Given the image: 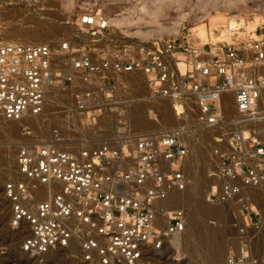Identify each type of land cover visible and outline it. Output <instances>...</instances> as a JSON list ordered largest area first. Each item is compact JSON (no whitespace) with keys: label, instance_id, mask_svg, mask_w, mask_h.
Wrapping results in <instances>:
<instances>
[{"label":"built area","instance_id":"1","mask_svg":"<svg viewBox=\"0 0 264 264\" xmlns=\"http://www.w3.org/2000/svg\"><path fill=\"white\" fill-rule=\"evenodd\" d=\"M259 14L246 38L235 33L233 42L221 43L217 51L168 39L108 44L98 56L96 46L108 42L111 28L100 12L76 19L78 37L86 36L81 44H0V122L39 117L53 84L78 83L86 88H76L78 111H89L97 122L102 110L90 112L91 88H105L109 81L113 89L125 75H143L153 97L169 101L177 119L192 117L197 128L223 133L215 138L209 201H250L252 189L264 188V2ZM186 133L182 127L138 134L122 121L109 139L79 150L34 140L22 144L17 179L7 181L2 192L12 227L29 231L22 251L42 255L81 240L83 264H155L167 239L188 226L185 210L165 205L172 188H188ZM43 188L47 198L37 200ZM252 226L260 230L262 223ZM226 264H264V256L245 243Z\"/></svg>","mask_w":264,"mask_h":264},{"label":"rangeland","instance_id":"2","mask_svg":"<svg viewBox=\"0 0 264 264\" xmlns=\"http://www.w3.org/2000/svg\"><path fill=\"white\" fill-rule=\"evenodd\" d=\"M151 1L153 0H39V4H36L34 0H0V44L45 43L46 40V43L57 46L62 42H73V38L79 35L75 26L76 19L85 12H100L111 20L108 44L151 45L157 41L176 39L217 51L221 43H232L235 33L238 37L246 38L248 32L255 29L260 21V16L255 14L260 15L259 10L264 2L214 0L217 2L214 6L212 0L206 6L209 12H204L198 9V0H184L187 4L185 9L173 10L167 18L153 21V18L143 17L141 13L139 16L137 13L138 5ZM139 17L144 20H139ZM253 17H256V21ZM116 18L124 20L122 22L127 24L118 25L117 21L120 20L112 22V19ZM202 28L206 29L204 38L196 35ZM60 67L65 71L63 64ZM74 87L65 85L56 88V91L50 94L52 96H48L54 104L47 108L43 115L35 117V123H28L24 119L14 123H0V264H83L80 260L81 240H75L67 249L57 248L42 255L25 254L22 246L29 231L27 227H12V212L3 200V186L7 181L17 179V152L27 141L50 142L67 150H79L109 139L122 121H128L138 134H162L184 127L187 130L186 136L196 135L195 139L192 137L187 140L189 157L185 168L189 173L192 172L191 168H195L204 183H201L203 187L201 185L197 188L186 175L188 188L185 193L191 195L192 204L183 210L189 214L194 206L201 203L199 205L221 208L226 212L223 219L199 218L201 225L202 222L205 223L202 225L205 226L204 229H214L213 227L218 225L225 228L228 246H225L227 248L223 264H226L228 255L236 251V247L241 248L246 242H250L253 254L264 256V244L260 242L264 239V194L258 197L254 195L253 190L249 193V199L255 200L253 210L243 206V203L213 204L209 201L211 187L215 181L213 173L217 168L215 138L220 133L216 130L197 128L192 117L183 121L177 119L169 101L153 97L148 81L143 75H125L113 89L110 88L109 81L106 82L105 88H91L93 96L88 102L92 103L93 108L90 112L102 110L97 122L88 114L89 111H78L76 88H86L80 83ZM107 96H114V99H108ZM135 113L141 115L140 123L132 122ZM180 124L182 127H178ZM45 192H40L35 198L46 199ZM222 220L225 224L220 223ZM258 220L262 226L260 230H255L252 225ZM247 222L250 227H247ZM244 228L247 234L242 236L241 230ZM187 230L189 232L184 233L185 235L175 236L179 237L175 241L184 242L187 248L167 239L164 249L155 255V264H211L208 251L203 250V253L191 240L190 227H187ZM257 240L261 243L260 246L256 245ZM185 242L190 245L187 246ZM194 247L196 250L193 249L192 253L191 249Z\"/></svg>","mask_w":264,"mask_h":264},{"label":"bare ground","instance_id":"3","mask_svg":"<svg viewBox=\"0 0 264 264\" xmlns=\"http://www.w3.org/2000/svg\"><path fill=\"white\" fill-rule=\"evenodd\" d=\"M210 1H212V0H198V3H196L197 6L199 7L198 9H200V11H204L205 12V10L207 8L206 6H208ZM187 2H189V1L187 0ZM213 2H214V6H215V3H217V2H215L214 0H213ZM186 5H187L186 1H184V0H153L151 2H144V3H141L140 5H138L137 13L139 14V16H141L140 15V13H141L143 17H151V18L154 19L153 21H157L158 19H161V18H167L172 13L171 11H173V10L185 9V7H187ZM206 11H208V10H206ZM186 12H188V11H186ZM143 17H139L140 18L139 20L143 21L144 20ZM117 20H120V18L119 19L116 18V20L112 19V22H115ZM122 21H124V20H122ZM122 21L121 20L117 21L118 22L117 24L120 25V26L127 24L126 22H122ZM198 31H200V32L196 31L198 33V34L196 33V35L200 36L201 38H204L205 35H206V32H205L206 29L204 30V28H202L201 30H198ZM44 42L46 43L47 41L45 40ZM14 43H17V42H14ZM1 44H4V42H2ZM54 91H56V85L55 84H53L50 87L49 92L47 94V97H46V99H47L46 109L47 108L48 109L51 108L52 105L54 104V103L51 102V100L48 99V96H52L50 94L53 93ZM35 119H36L35 117H26V118H24V120H27V122L31 123V124L36 122ZM141 121H142L141 115L135 113L133 115L132 122L134 124L135 123L137 124V123H140ZM11 122L14 123V121H11ZM0 123L3 124L4 122L1 121ZM6 123H9V122H6ZM178 127H182V124H180ZM198 136H200L199 133H198ZM192 137H194V139H195L197 136L196 135H188V136L185 135L186 141L187 140L189 141V139L192 138ZM201 143H202V141H201ZM199 144H200V142H199ZM190 168H191V166H190ZM190 170L192 171L191 173H189V171L186 170V168H185L186 175L188 176L189 180L194 183V186H196L197 188H200L201 185H202L201 183H204V182H202L204 179L203 180L201 179L200 175L196 172L195 168H191ZM202 187H203V185H202ZM45 189L46 188L41 189V192L42 193L45 192L46 191ZM252 190L251 191L254 193V195H256L258 197H261V195L264 194V188H255V189H252ZM190 196L187 193H185V191L180 192V191L176 190L175 188H172L170 190V198L166 202L165 205L166 206L168 205V208L169 207L173 208V209H176V208L177 209L178 208H182L183 209L184 208L186 210L192 204V198ZM254 201L253 200L245 201V202H243V204H244L243 206H245L249 210H253L252 209V207H253L252 205H253ZM199 204H201V203H199ZM199 204H197L198 206H194L192 208L191 212L189 214H187V216H188V226L187 227L188 228L190 227V229H191L190 238H191V240L193 242H195V244H197L199 246L200 250H202V251L206 250L205 252L208 251L207 252L209 254L208 258H209L211 264H223L224 255H225V251H226V248H227V247H225L227 245V242H226V236H227L226 234L227 233H226L225 228L224 227H219V225H218L216 228L213 227L214 229H210V228H209V230L204 229L205 226H202V225H205V223L202 222L203 224L201 225L200 224L201 222H199V218L200 217H204L205 219L206 218H208V219L209 218H213V219H221L222 218L223 219L224 218V214H226V212L224 210H222L221 208L219 209L217 207H210V206H206L205 204L204 205H199ZM201 219L203 220V218H201ZM223 221L224 220H222V222H220V221L219 222L225 224ZM226 224L228 225L229 223H226ZM188 230H186L185 233L189 232ZM180 235H183V234H180ZM180 235H175V236H180ZM175 236H170L168 239H170L172 241H175L176 239H179V237H175ZM255 242H256V245H259L260 242L262 244H264V239H262L259 243H258V240L255 241ZM246 243H248L250 245V242H246ZM176 244H178L181 247L184 246V242H182V241H178V242H176ZM187 244H188V242L186 243V245ZM192 244L195 246L194 243H192ZM192 244H191V246H192ZM189 245H187V246H189ZM197 245H196V247H197ZM250 247H251V245H250ZM183 248H187V247L184 246ZM241 248L240 247L239 248L236 247V251H239ZM193 249H195V247L191 249L192 253L194 252ZM205 252L203 251V253H205ZM196 253H197V251H196ZM196 253H194V254L197 255Z\"/></svg>","mask_w":264,"mask_h":264},{"label":"crops","instance_id":"4","mask_svg":"<svg viewBox=\"0 0 264 264\" xmlns=\"http://www.w3.org/2000/svg\"><path fill=\"white\" fill-rule=\"evenodd\" d=\"M21 29V28H18V30ZM79 39V41H78ZM86 40V36L85 35H81L80 37H75L73 38V42L74 43H77V44H81L83 43V41ZM104 47H108V42H104V41H101L97 44L96 46V49H95V52L98 56H101L102 55V50L104 49ZM119 81H121V79H119Z\"/></svg>","mask_w":264,"mask_h":264}]
</instances>
